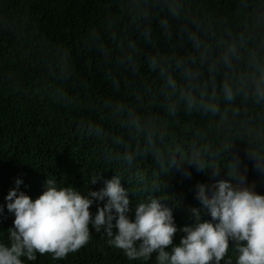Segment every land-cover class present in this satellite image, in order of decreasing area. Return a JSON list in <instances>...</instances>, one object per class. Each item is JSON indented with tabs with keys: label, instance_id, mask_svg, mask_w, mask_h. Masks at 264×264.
Wrapping results in <instances>:
<instances>
[{
	"label": "trees",
	"instance_id": "1",
	"mask_svg": "<svg viewBox=\"0 0 264 264\" xmlns=\"http://www.w3.org/2000/svg\"><path fill=\"white\" fill-rule=\"evenodd\" d=\"M116 174L130 207L160 197L181 229L193 209L210 219L198 184L264 195V0H0V243L17 180L35 200L49 179L87 194ZM90 230L65 258L24 264H156Z\"/></svg>",
	"mask_w": 264,
	"mask_h": 264
},
{
	"label": "clouds",
	"instance_id": "2",
	"mask_svg": "<svg viewBox=\"0 0 264 264\" xmlns=\"http://www.w3.org/2000/svg\"><path fill=\"white\" fill-rule=\"evenodd\" d=\"M161 24L166 26L167 21ZM129 50L135 53L136 45L130 42ZM151 63L157 66L160 61L153 57ZM166 83L176 87L171 77ZM224 94L233 98L227 83ZM209 110L215 111L214 106ZM196 165L205 170L201 162ZM100 179H93L91 185ZM16 184L6 196L7 210L15 219L8 231L10 244L0 243V264H24V259L34 261L37 253L63 259L89 243L90 226L96 233L103 231L108 244L122 250L129 260H150L155 254L156 264H221L231 243L237 254L235 264H264V195L250 186L222 180L210 191L207 185L198 184L197 199L210 219L193 209L194 223L181 229L172 208L160 197L148 195L134 209L130 207L129 191L118 174L104 181L99 191L88 190L87 194L71 186L59 187L49 179L35 200L19 190L22 180ZM93 206L95 213L90 211ZM3 211L0 206V214ZM181 231L184 236L174 244Z\"/></svg>",
	"mask_w": 264,
	"mask_h": 264
}]
</instances>
